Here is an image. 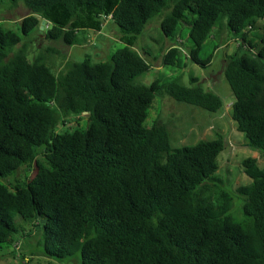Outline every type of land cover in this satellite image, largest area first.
<instances>
[{
  "label": "trees",
  "instance_id": "16d2710c",
  "mask_svg": "<svg viewBox=\"0 0 264 264\" xmlns=\"http://www.w3.org/2000/svg\"><path fill=\"white\" fill-rule=\"evenodd\" d=\"M11 1L30 14L19 31L0 24V180L24 166L33 174L12 187L0 181V245H15L39 226L45 254L58 260L264 264V164L242 160L252 182L238 189L245 197L238 222L233 195L217 186L223 137L173 147L167 125H144L158 93L213 112L222 98L175 77L136 83L153 64L135 49L149 20L164 13L161 29L172 44L161 65L207 67L212 57H200L202 45L225 26L240 39L224 69L232 118L264 157V37L250 38L264 20V0ZM108 19L124 45L104 61L68 59L56 72L44 54L30 59L22 42L46 20L49 39L79 44Z\"/></svg>",
  "mask_w": 264,
  "mask_h": 264
},
{
  "label": "rangeland",
  "instance_id": "374dc122",
  "mask_svg": "<svg viewBox=\"0 0 264 264\" xmlns=\"http://www.w3.org/2000/svg\"><path fill=\"white\" fill-rule=\"evenodd\" d=\"M29 14L30 9L22 1L12 3L11 0H0V24L7 28L19 31L21 19ZM163 16L164 13H160L152 17L138 37L135 49L153 66L149 71L141 74L136 79V83L150 85L156 78L175 77L185 85H201L217 93L224 104L221 109L213 112L200 106L175 100L166 93H158L153 105L148 109L144 125L151 127L157 122L167 125L173 147L193 145L200 140H212L221 135L225 148L217 159L219 164L217 175L220 180L217 186L233 195L231 215L236 221L241 222L243 221L242 203L245 197L238 192V189L252 182L251 177L244 172L242 160L247 156H256L259 158V163L263 165L264 157L246 145L245 133L238 130L237 122L232 118V103L235 96L226 80L224 69L227 55L237 49L240 39L231 35L224 26L222 29L213 31L202 45L200 57L203 60L212 57L209 66L204 67L192 60H187L184 68L164 66L161 65V55L172 44V41L164 35L161 29ZM107 22L101 32L90 30L85 33V40L79 44L68 45L61 40L49 39L44 27H41V30H33L28 37L24 35L22 42L27 45L30 59L44 54L47 62L56 72L64 66L68 59L82 61L90 57L93 61H104L112 52L124 45L120 40L121 34L118 26L109 19ZM257 25L258 28L250 32V38L253 36L255 41L259 42V39L264 37V20L261 19ZM188 33L189 30L185 27L183 30L185 44L190 43ZM80 36H83V32H80ZM193 78H197L198 82L193 83ZM86 123L85 120L84 127ZM66 127L63 126L62 129ZM27 173H30V176L33 174L29 172L27 166H24L15 174L0 181L12 187L16 179H22L23 176L25 179ZM16 221L17 224L30 231L29 225L21 219L17 218ZM16 244L0 245V264H25L27 259L30 260V264H82L79 254L64 260L47 256L43 244V231L39 226L31 231L30 235L19 238Z\"/></svg>",
  "mask_w": 264,
  "mask_h": 264
},
{
  "label": "water",
  "instance_id": "95a60500",
  "mask_svg": "<svg viewBox=\"0 0 264 264\" xmlns=\"http://www.w3.org/2000/svg\"><path fill=\"white\" fill-rule=\"evenodd\" d=\"M45 23H46V20H43V21H42V25H41L42 28L44 27ZM85 113L89 114V112H87V111H86ZM43 222H44V221H43Z\"/></svg>",
  "mask_w": 264,
  "mask_h": 264
},
{
  "label": "crops",
  "instance_id": "0c3cea01",
  "mask_svg": "<svg viewBox=\"0 0 264 264\" xmlns=\"http://www.w3.org/2000/svg\"><path fill=\"white\" fill-rule=\"evenodd\" d=\"M29 259H27V261H28Z\"/></svg>",
  "mask_w": 264,
  "mask_h": 264
},
{
  "label": "built area",
  "instance_id": "2783aa9c",
  "mask_svg": "<svg viewBox=\"0 0 264 264\" xmlns=\"http://www.w3.org/2000/svg\"><path fill=\"white\" fill-rule=\"evenodd\" d=\"M16 246H17V244H16Z\"/></svg>",
  "mask_w": 264,
  "mask_h": 264
}]
</instances>
